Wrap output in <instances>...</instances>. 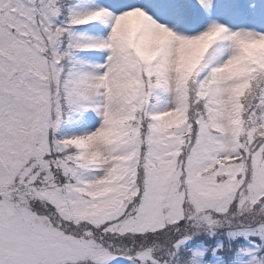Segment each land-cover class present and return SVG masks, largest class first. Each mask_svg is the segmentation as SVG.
<instances>
[{"label": "snow or ice", "instance_id": "obj_1", "mask_svg": "<svg viewBox=\"0 0 264 264\" xmlns=\"http://www.w3.org/2000/svg\"><path fill=\"white\" fill-rule=\"evenodd\" d=\"M0 264H264V0H0Z\"/></svg>", "mask_w": 264, "mask_h": 264}]
</instances>
